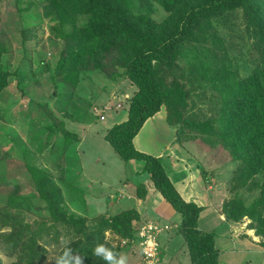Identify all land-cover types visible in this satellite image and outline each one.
Returning <instances> with one entry per match:
<instances>
[{
	"label": "trees",
	"instance_id": "obj_1",
	"mask_svg": "<svg viewBox=\"0 0 264 264\" xmlns=\"http://www.w3.org/2000/svg\"><path fill=\"white\" fill-rule=\"evenodd\" d=\"M132 1L42 0L44 18L56 23L54 32L64 42L55 68L61 79L56 87L75 86L84 73L93 71L113 79L119 69H124L138 90L131 98L128 120L110 128L106 140L122 160L143 163V171L150 175L156 190L181 216L179 231L187 243L191 264H219L216 234L199 228L203 207L186 202L169 178L164 161L137 150L133 141L147 120L165 106L171 125L203 135L211 145H222L233 161L241 163L239 185L247 186L258 177L260 191L249 206L240 198L228 201L224 213L234 222L251 219L250 228L264 239V0H141L146 4L143 12H136ZM154 2L169 13L162 22L152 18ZM239 11L253 40L249 52L253 66L244 77L232 71L229 58L215 50H225L217 28ZM82 17L86 21L79 24ZM180 59L186 61L187 68L180 66ZM9 76L0 66V93L8 86ZM168 77H172L171 82ZM181 78L198 80L200 86L212 85L218 94L212 116L189 112L190 91L180 84ZM61 132L70 133L64 128ZM30 168L51 217L65 223L72 236L60 249L59 260L65 250H70L81 264H109L94 252L103 245L114 257L119 253L107 239V231L122 240L136 239L137 211L103 216L89 225L63 211L60 188L46 175L42 178L43 172ZM141 186L140 199L147 194L146 187ZM10 228L3 236L20 254L13 264H42L47 250L39 243L38 233L16 223Z\"/></svg>",
	"mask_w": 264,
	"mask_h": 264
},
{
	"label": "rangeland",
	"instance_id": "obj_2",
	"mask_svg": "<svg viewBox=\"0 0 264 264\" xmlns=\"http://www.w3.org/2000/svg\"><path fill=\"white\" fill-rule=\"evenodd\" d=\"M41 3L42 0H0V66L10 73L8 86L0 93V264H13L20 256L3 236L10 232L13 223L27 225L32 232L38 233L39 243L47 250L42 264H57L60 249L72 238L66 224L51 217L30 167L43 172L42 178L46 175L60 188L63 211L89 225L103 216L121 213L124 208L119 201L128 196L114 189L120 179L117 174H121V168L125 169V164L130 162L122 160L107 141L99 139L91 147L82 143L76 150L75 139L90 136L94 128L98 132L104 129L108 132L104 127L110 126L112 115L123 110L124 113L115 118L120 120L126 115L125 110L129 109L138 88L125 75L124 69H119L113 79L93 71L84 73L75 86L70 83L56 87L61 79L55 68L64 42L54 32L56 23L44 18ZM142 3L133 0V9L146 11V4ZM152 10V18L157 22L169 15L155 2ZM85 21L82 17L79 24ZM217 30L225 50L215 49L216 53L229 58L230 69L244 77L253 66L249 63L253 40L245 29L242 12H237ZM178 63L188 67L184 59ZM171 78L168 77V82ZM180 84L190 91V113L206 117L215 113L218 94L211 84L200 86L198 80L189 78H181ZM94 108L103 111L104 120L95 114ZM160 111L171 134L164 154H172L170 159L174 160L183 158L188 165L198 168L210 190L220 193L223 214L224 204L232 199L240 198L248 206L257 200L260 196L258 177L247 186L239 185L237 176L241 163L233 161L222 145H211L203 135L171 125L167 121V108L163 106ZM63 128L70 133H62ZM139 164L142 171L137 173L138 182L133 186L137 197L141 188L144 190L141 185L147 189L146 181L150 182V175L143 171V163ZM126 175L130 176L128 171L121 178ZM238 222L234 235L242 237L241 225L245 223L249 228L253 223L249 218ZM106 237L120 250L114 259L121 258V251L125 250L126 254L122 255L125 264H144L137 259L138 246L123 244L111 231L106 232ZM257 237L264 250L263 237ZM255 258L261 261L259 254Z\"/></svg>",
	"mask_w": 264,
	"mask_h": 264
},
{
	"label": "crops",
	"instance_id": "obj_3",
	"mask_svg": "<svg viewBox=\"0 0 264 264\" xmlns=\"http://www.w3.org/2000/svg\"><path fill=\"white\" fill-rule=\"evenodd\" d=\"M123 111L114 113L110 126H105L104 128L110 129L115 124L127 121V110H125L127 112H125L126 115L120 117V120L116 119L118 118L116 117L117 115L124 113ZM161 113L162 111H159L148 119L139 134L134 138L133 142L136 149L143 153L162 158L165 161L169 178L182 198L186 202H193L203 207V211L199 217V228L204 232H214L216 234V246L220 251L219 264H264V250L257 240L258 237L255 234V230L250 227L246 228V224L244 223L241 225L244 235L236 237L234 235L235 224H239L240 222L226 219V215L222 213V206L220 208L219 205L220 198L218 195L220 193L216 190H210V187L207 186L196 166L188 165L183 161V158L182 160H174L170 153L164 154V152L166 153L164 149L165 145L169 142L171 134L168 130L169 126L161 119ZM91 125L92 123L88 127ZM157 125H160L161 128ZM106 133V129L98 132L94 128L91 130L90 136L75 139L76 150L81 147L82 143V145L86 144L87 147H91L99 139L107 141ZM161 139L165 140L162 141ZM170 156H172L171 159ZM136 162L137 164H134ZM125 165V169L124 167L121 168V174H117L120 176V179H118L119 182L118 184L116 183L117 185L114 189L116 190L114 192L120 191L128 195L119 201L122 208H124L122 211H137L140 219L136 222V225L142 224L145 221H157L162 225L170 226L168 230L162 232L159 236V262L160 258L161 262L158 264H191L187 243L179 231L181 216L166 201L162 194L156 190L151 180L152 184L146 181L148 189L146 197L142 199L138 198L136 193H134L133 186H135V182H138L137 173L142 171L140 170L141 165L135 160ZM82 166L84 165L82 164ZM127 171L130 176L126 175L127 177L121 178L122 174L124 175ZM121 253V257L123 254H126L125 250H122ZM257 254L261 256V261H257L255 258ZM131 259H134V257H131ZM137 259L140 261L142 259L140 251H138Z\"/></svg>",
	"mask_w": 264,
	"mask_h": 264
},
{
	"label": "built area",
	"instance_id": "obj_4",
	"mask_svg": "<svg viewBox=\"0 0 264 264\" xmlns=\"http://www.w3.org/2000/svg\"><path fill=\"white\" fill-rule=\"evenodd\" d=\"M94 111L101 120L105 119L103 111H99L97 108H94ZM169 227V225H162L157 221H145L138 225L135 240H122V243L138 246L142 257L141 260L144 264H158L160 255L159 236L162 232L168 230ZM141 233H143V235H141ZM149 238H151L154 242V246L150 248L143 243ZM145 248L148 250L144 251Z\"/></svg>",
	"mask_w": 264,
	"mask_h": 264
},
{
	"label": "clouds",
	"instance_id": "obj_5",
	"mask_svg": "<svg viewBox=\"0 0 264 264\" xmlns=\"http://www.w3.org/2000/svg\"><path fill=\"white\" fill-rule=\"evenodd\" d=\"M143 235V233H141ZM148 248L154 246V242L151 238L143 242ZM148 249L145 248L144 251ZM95 254L101 256L104 260L108 261L109 264H125V258L121 257L118 260L114 259L113 252L103 245H99L94 250ZM57 264H81V259L79 257H72L70 255V250H65L61 259L57 261Z\"/></svg>",
	"mask_w": 264,
	"mask_h": 264
}]
</instances>
